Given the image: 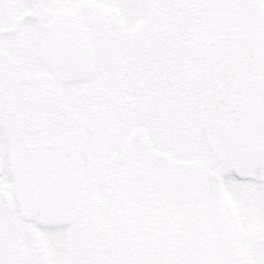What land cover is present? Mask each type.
<instances>
[{
    "label": "snow or ice",
    "instance_id": "obj_1",
    "mask_svg": "<svg viewBox=\"0 0 264 264\" xmlns=\"http://www.w3.org/2000/svg\"><path fill=\"white\" fill-rule=\"evenodd\" d=\"M0 264H264V0H0Z\"/></svg>",
    "mask_w": 264,
    "mask_h": 264
}]
</instances>
